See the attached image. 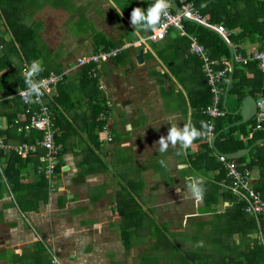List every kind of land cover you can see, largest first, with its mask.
I'll use <instances>...</instances> for the list:
<instances>
[{"label":"crops","instance_id":"1","mask_svg":"<svg viewBox=\"0 0 264 264\" xmlns=\"http://www.w3.org/2000/svg\"><path fill=\"white\" fill-rule=\"evenodd\" d=\"M50 2L47 6H53ZM71 3L78 5V9L83 5L92 7L98 3L105 8L109 6V10L101 6L100 9L104 11L101 14L94 11L95 22L108 39L119 45H129L117 57L104 61L99 70V87L104 101H109L108 129L114 139L110 142L99 140L97 128L88 139L85 112L90 116L92 112L87 101L85 107L82 105V109L74 110L80 105L77 103L71 110L73 116L69 117L77 130H68L69 138L63 141L54 188L49 185L48 195L40 201L38 208L23 209L12 188L8 190L4 183V186H0V264H51L52 251L60 256L64 264H137L141 260L142 255L139 254L142 245L140 241L133 243V240L138 239L139 235L145 236V251L155 243L154 236L148 232L142 234L141 226L153 227L151 220L147 217L142 220L144 214H140L143 207L138 203L143 204L142 190L154 192L145 194L155 198L149 204L157 208L158 214L165 213L161 217L172 226L173 222L180 220L184 223L186 216L196 215L198 207L204 205L201 199L193 200L195 197L191 188L198 189L199 184L207 183L212 189L208 182L221 179L219 183L226 189L219 169H206L211 162L196 140L187 149H181L177 144L175 147L170 145L166 153L158 152L156 142L161 135H167L171 127L169 121L177 123L179 127L184 124L198 127V120L193 117L195 109L190 93L184 86L186 83L193 89L194 97L202 93L193 83L195 74H192L190 64L179 54L175 74L157 50L162 48L164 39L139 45L138 42L150 31L142 32L138 28L130 30L128 24L132 26L131 22L127 18V23L122 22L114 1L71 0ZM69 7L68 4L55 8L62 13ZM62 30L58 31L61 35ZM84 34L72 38L67 35V42L70 43H57L56 48L47 46L53 59L59 63L60 71L69 65L74 67L72 72L76 71V56L94 51V34ZM40 35L43 38L42 33ZM260 42L248 44L247 52L259 47ZM61 46L64 49L62 55L57 51ZM141 48H145L144 62L138 63L136 56ZM172 50L171 46H165L163 51L168 57ZM39 62L43 64V59L40 58ZM76 72L71 74L74 83L78 81ZM83 91H76V98L84 95ZM235 111L230 109L231 113L236 114ZM0 125L9 127L7 116H0ZM236 137L244 140V143L250 138L240 130L236 131ZM86 140L89 143L85 144ZM223 142L219 139L221 147L225 146ZM214 143L215 140L209 144L214 146ZM100 146L106 149L101 152ZM178 151L180 155H177ZM102 155L109 163L105 164L106 167L101 162ZM161 159L166 167L159 163ZM22 174L25 183H34L42 178L33 165L27 166ZM260 178V170L253 168V187L260 189L262 194L264 183H259ZM25 193L30 195L32 192L27 190ZM33 193L34 196L35 191ZM161 197L173 199L163 203ZM133 199L138 203H134ZM164 206L169 208L167 213ZM172 214H176L175 217ZM202 216L203 221L212 218L213 214L205 212ZM152 219L157 220L155 217ZM130 244L136 246L130 252L133 253L132 258L129 257Z\"/></svg>","mask_w":264,"mask_h":264},{"label":"trees","instance_id":"2","mask_svg":"<svg viewBox=\"0 0 264 264\" xmlns=\"http://www.w3.org/2000/svg\"><path fill=\"white\" fill-rule=\"evenodd\" d=\"M112 1H114L120 11V19L125 23H127L126 18L130 22V14L134 7H141L146 10L149 5L154 3L152 0ZM192 1L202 15L207 17L210 22L226 26L231 32L229 38L238 52L247 54L246 46L248 44H255L264 38V0ZM42 5L41 0H0L3 15L8 14L11 17V13L20 12L21 20L23 12L32 16ZM38 22H30L28 20L26 22L28 26H24L19 21H12V29L9 28L13 34V37L9 40L10 46L7 44L8 40L0 35V53L2 52L0 54V116H7L10 125L8 129L1 131V136L5 137L7 141L19 144H33L43 134L35 132L33 135L26 136L19 134L14 128V119L26 109V105L17 93L20 87H27V85L21 75L22 67L18 69L15 66L8 69L12 63L10 56L20 58L23 64L26 61L33 62L42 58V67L44 69L42 74H47L51 70L60 71L59 63L53 59L52 52L48 49V45L40 35L43 22L40 23V26L35 27V24ZM183 24L188 33L193 32L198 36L199 41L209 50L211 58H231V52L227 43L217 32L190 20H183ZM128 28L130 30L134 29L129 24ZM140 31L144 32L141 29ZM164 40L162 48H158L157 50L166 64L170 65V69L176 74L175 68L178 65L179 54H181L182 59L190 64L192 74H195L193 83L201 90V95L194 97L195 93L193 89L188 87L186 83H184V86L190 93L191 104L195 109L193 117L198 120V123H196L198 127L196 126V128L201 129L200 122H208V115L204 113V108L210 103L212 97L207 84V76L202 68V61L197 55L190 52V38L181 35L177 29L171 28ZM123 43L122 41L121 44ZM118 45L119 43L108 39L103 33H98L94 35V51L88 54L97 53L100 50L110 51ZM165 46L173 48L172 53L168 57L165 55V51H163ZM115 57L117 56H112L110 59ZM103 62H101V65ZM97 65L98 63L92 60L78 67L77 72L71 71L65 76L64 81H67L66 83L63 81L59 85V94L55 96L52 103V107L56 110V123L59 128L57 140L59 143L63 144V141L69 138L68 130H77V126L69 117L73 116L71 115L72 108L77 103H81L82 100L88 102V107L92 112V115L85 119L88 139H90V135L94 132L95 128L99 131V140L103 138L102 130L105 121L100 119L99 114L103 109L105 98L102 96L100 87L99 90L97 89L99 86V73L94 76L92 71ZM74 72L78 73V81L75 83L71 80V74ZM229 75L230 73L228 77ZM227 81L228 78L225 86H227ZM81 89L82 91L84 89V95L76 98V91ZM248 93L256 97L264 96V73L259 69L258 63L255 60L250 61L248 64L235 63L234 79L228 93L227 113L225 116L215 119L216 134H218L214 140L215 145L227 153L235 152L245 146H253L247 155L235 159V161L241 164L243 168L247 167L251 170L258 168L261 173L259 182L261 184L264 183V144L262 142L256 144V142L259 139H264V129L255 130L256 120L254 117L245 123L225 129L226 126L242 119L241 114L231 113L230 109L237 110ZM234 97H236L235 102L233 101ZM237 130H240L246 136H249V132L253 131V136L244 143V140L236 137ZM219 139L224 141V147H221V143H218ZM196 141L204 148V154L211 162L206 169H219L220 178L225 179V186L232 184V179L228 177V169L218 159L213 145H210L206 138L196 139ZM46 153L47 150L43 147H39L28 156H23L14 151L7 153L2 151L0 153V162L3 166L5 165L7 179L20 206L25 210L38 208L40 201L46 199L48 195L49 182L43 174H40L42 178L34 183L23 182L24 175L22 174L27 166L38 165L40 158ZM248 159L249 161H247ZM244 162H246L245 165L243 164ZM220 180L208 182V185L211 184L212 189L207 186V183H201L197 186L198 189L203 190V197L199 199L204 202V205L202 206L203 209L201 207L200 210L213 214L212 218L197 222L200 232L194 235L199 242L197 247L200 245L199 251H192L188 248L186 250L192 252H186L185 247H188L189 244H178V241H173L163 230L159 231L160 233L155 237V243L149 245L146 251L150 250L152 252L153 247L161 248L165 245L168 246L167 248L170 250L169 256H172L168 259L165 258V261L170 260V264H226L229 260H233L231 264H264V235L263 237L261 236V233L264 234V214H259L256 217L249 213L246 210L245 199L239 194L234 193L231 189H225L221 186ZM0 186H4L1 181ZM27 190L32 193L27 195L25 193ZM33 191H35L34 196ZM263 192L264 189L262 190V197L264 198ZM133 202L138 203L134 199ZM191 216L190 219L195 218V215ZM145 219L146 217L143 216L142 220ZM150 220L151 222L153 221V227L141 226L142 234L148 232L154 236L153 229L157 225H155L154 219L150 218ZM160 259L162 258L157 257V260Z\"/></svg>","mask_w":264,"mask_h":264},{"label":"built area","instance_id":"3","mask_svg":"<svg viewBox=\"0 0 264 264\" xmlns=\"http://www.w3.org/2000/svg\"><path fill=\"white\" fill-rule=\"evenodd\" d=\"M154 2V0H152ZM181 10L188 17L197 18L208 25V27H215L218 32L223 34L231 43L229 38L230 31L223 24H216L210 22L207 17L203 16L200 10L196 7L192 0H177ZM170 8L168 16L163 18L160 25L157 26L155 31H151L143 36L139 45L150 41L158 42L166 38L171 28L177 29L181 35L190 38V52L197 55L202 61V68L207 76V84L210 88L212 97L210 103L204 108V113L208 115V122L214 123L212 132L206 137L208 143L213 144L216 134L215 119L225 116L227 111L223 106V97L226 91L225 82L230 73L232 60L229 57H221L219 59L211 58L209 50L204 44L199 41L198 36L191 32L188 33L184 28L183 16L175 10L172 0H170ZM129 45H119L110 51L100 50L97 53L78 56L74 60V66L80 67L92 60L98 63L96 68H93V74L96 76L99 73L101 62L109 60L112 56L119 55ZM255 60L258 63L259 69L264 73V38L261 40L259 47L254 48L252 51L244 54L235 49L234 61L248 64L250 61ZM39 62V60H37ZM32 62H24L21 68V75L25 81V73L29 69ZM73 66H66L61 71L51 70L47 74L40 72L34 77L36 81H43L44 87L41 89L43 95L38 99L33 96L29 99L26 95H20L26 91L27 87H20L17 95L21 97L26 105L25 111L14 119V128L17 132L29 133L33 129L44 131V139L41 141L48 152L40 158V163L36 166L38 173L43 174L48 180L49 185L54 188V175L57 170L59 161L57 156L62 153V145L55 142L56 128L54 123V115L56 110L52 107L55 96H57V89L61 82L65 80V76L73 70ZM109 101H105L103 109L100 111L99 117L105 121L103 126V141H112L113 135L108 129V122L110 120V112L108 109ZM257 113L256 126L257 129H264V96L257 99ZM10 126V125H9ZM8 126L0 125V153L11 152L13 150L26 155L30 150L35 151V145L26 143L17 145L16 142L7 141L5 137L1 136V131L8 129ZM253 136V131L250 132L249 137ZM40 143V142H39ZM218 158L228 169V177L232 179V184L226 185V188L231 189L234 193L239 194L246 201V210L258 217L259 214H264V198L262 194L253 187L252 184V170L250 168H243L235 159L227 157L225 154H218ZM1 159V158H0ZM60 165V164H59ZM63 166H60L62 168ZM68 167V166H67ZM0 181L5 184L8 190L11 191V185L5 173V167L0 162ZM263 233L261 236L263 237ZM56 259L58 264H64L58 254L51 252V264L53 259Z\"/></svg>","mask_w":264,"mask_h":264},{"label":"rangeland","instance_id":"4","mask_svg":"<svg viewBox=\"0 0 264 264\" xmlns=\"http://www.w3.org/2000/svg\"><path fill=\"white\" fill-rule=\"evenodd\" d=\"M41 1L43 3L41 8L38 11H35L34 14H32V16L31 15L29 16V14L23 12L22 13V20H21L20 12L11 13V17H9L8 14H5L7 16L2 14L3 8L1 9V7H0V35L5 37V39L8 40V42H7L8 46L11 45L9 43V40L11 39V37H13V34H12L11 30L9 29V28H11V25H13L12 21H15V22L19 21V22L23 23L24 26H28L26 24V22L28 20L30 22L39 21L38 23L35 24V27L40 26V23L43 22V28L41 30L43 40L46 41V44L49 45V47L53 46L51 48H56L55 46L57 45V43H60V42H62L63 44L70 43V42H67V35L69 36V38H72L75 35L81 37L82 35H85L84 33H89V32L93 33L94 35H97L98 33H103L105 35L104 30H102L98 27L97 23L95 22V20L93 18V16H94L93 13L98 12L99 14H101L104 12L102 9H100L101 6H103L102 3H98L97 5H94L92 7L87 6V5H83L82 7H80L78 9V7H77L78 5L72 4L71 0H51L52 2H50V0H41ZM49 2L53 6H47V3H49ZM68 4L70 5V7H69L70 9H66L67 12L62 11V13H61L60 10H57L59 5L66 6ZM55 7H57V8H55ZM103 8L107 9V10L110 9L109 6L106 8L103 6ZM8 25H9V27H8ZM62 29H64V31ZM60 30H62L63 36L58 32ZM63 50H64L63 46H61L57 51L60 55H62L64 52ZM0 54H2V52ZM10 58H11L12 63L10 64L9 67L13 68L16 66L18 69H20L22 67L23 61L20 58H15V56H12V55L10 56ZM97 89L99 90V86L97 87ZM85 101L86 100H84V101L82 100L80 105L76 106L74 108V110L82 109V105H83V107H85L84 106V104L86 103ZM51 103H53V102H51ZM85 113H86V118H89L90 117L89 113L88 112H85ZM84 143L85 144L89 143V140H86ZM262 143L264 144V141ZM105 149H106L105 146L104 147L100 146L101 152H103ZM101 162H103V165L105 167H106V165H109L108 161H106V159L103 155L101 158ZM125 193H127V192H125ZM153 193L154 192H150V191L149 192H143V190H142L141 200L143 201V204L138 203V205L143 207L144 213L142 211H140V214H142V215L144 214V216L147 217L148 220H150L151 217L152 218L155 217L157 219L154 221L155 225H157L156 228L153 229V233L155 234L154 237H157L158 233H160L159 231L163 230L166 233V235L169 238H171L173 241H178V244H185V243L189 244L188 247H185L186 252L190 253L192 251H199L200 245L197 247V244L199 242H198L197 237L195 238L194 234H199L200 231L198 229L199 226H198L197 222L202 221V218H203L202 215L205 212H202L200 210V208L198 207L199 211L195 215L194 219L189 221V219L192 216L188 215V216H186V221L184 220V223L180 220V221H177L176 223L173 222V224L171 226L169 222L165 221L164 218L161 217L165 213H159L158 214L157 208H155L149 204V202H153L155 200V198H153L154 196L148 197L145 194L149 195V194H153ZM172 199L173 198H170V197H164V198L161 197L160 198L161 201H164L163 203L170 202ZM178 199L179 198H177L176 201ZM194 199L196 201V198H193V200ZM136 208H137V210L140 209V207H136ZM165 208H166L165 212L167 213L169 208L168 207H165ZM202 209H203V207H202ZM167 215L170 216L171 214H167ZM175 215L176 214H172V216H174V217H175ZM172 219H174V218L172 217ZM188 229H190V230H188ZM147 230H149V229L147 228ZM188 232H191V233H188ZM137 241H140V243L142 245V251L139 254L140 256L142 255L141 260L137 264H166V263L170 264V260L165 261V258L168 259L172 256V255L169 256L170 250L167 248L168 246L165 245L161 248L153 247L152 252H150V250L149 251L147 250L146 252H144L145 251L144 237L138 236V239L133 240V243L137 242ZM135 247L136 246L134 244H130V248H129V257L130 258L133 257V253H130V252L132 250H134ZM188 248H190V250H192V251L186 250ZM171 250H173V249L171 248ZM157 257L162 258V259L157 260Z\"/></svg>","mask_w":264,"mask_h":264},{"label":"clouds","instance_id":"5","mask_svg":"<svg viewBox=\"0 0 264 264\" xmlns=\"http://www.w3.org/2000/svg\"><path fill=\"white\" fill-rule=\"evenodd\" d=\"M170 6V0H154V3L149 5L146 10L141 7H134L130 14V22L135 30L140 28L145 32L155 31L157 26L160 25L162 19L168 16ZM43 70L40 62H32L25 73V84L27 85L26 91L20 93V95H26L29 99L33 96L38 99L43 95L41 89L44 87V82L36 81L34 79V77ZM169 122L171 123V127L168 129L167 135H161L156 142V144L159 145L158 152L160 154L166 153L170 145L175 147L179 144L181 149H187L192 145L194 140L206 138L214 128V123L205 121L200 122L201 129H197L191 124H184L183 127H179L177 123L174 124L171 121ZM180 154L181 152L178 151L177 155ZM159 163L161 166L166 167L163 159H161ZM191 191L195 198H201L203 192L202 189L191 188ZM53 264H58L55 258L53 259Z\"/></svg>","mask_w":264,"mask_h":264},{"label":"water","instance_id":"6","mask_svg":"<svg viewBox=\"0 0 264 264\" xmlns=\"http://www.w3.org/2000/svg\"><path fill=\"white\" fill-rule=\"evenodd\" d=\"M175 10L177 12H179L183 18L185 20H190L192 22L198 23L200 25L206 26L208 27V25L206 23H204L203 21L197 19V18H192V17H188L186 14H184V12L181 10L177 0H172ZM212 30H214L215 32H217L221 38L227 43L230 52H231V60H232V66L230 69V75L228 77V81H227V86H226V93H225V99H224V107L226 109H228L227 107V98H228V93H229V89H230V85L234 79V72H235V61H234V56H235V47L233 45V43H231L223 34H221L220 32H218V30L215 27H208ZM144 53H145V48H141L139 50V53L137 54L136 58L138 60V63H142L144 62ZM257 98L254 95L248 94L245 96V98L242 100L240 107L235 111L236 114L241 113V115L243 116V119L232 124V126L236 125V124H241V123H245L249 120H251L257 113ZM229 128V126L227 127ZM264 139H260L256 142V144L263 142ZM216 150V152L218 154H225L227 157L231 158V159H238L243 157L244 155H246L248 152L251 151V149L253 148V146H249V147H245V148H241L235 152H231V153H223L221 152L219 149L216 148L215 143L213 146ZM233 262V260H229L227 262V264H231Z\"/></svg>","mask_w":264,"mask_h":264},{"label":"bare ground","instance_id":"7","mask_svg":"<svg viewBox=\"0 0 264 264\" xmlns=\"http://www.w3.org/2000/svg\"><path fill=\"white\" fill-rule=\"evenodd\" d=\"M54 123H55V128H56V134H55V142L57 143V144H59V145H62V150H63V144L62 143H59L58 142V140H57V135H58V132H59V128H58V126H57V123H56V116L54 115ZM35 132H41L42 134H43V136L41 137V138H38L37 140H36V142L35 143H33V144H29V143H26V144H29V145H35L36 146V150L39 148V147H43V148H45L46 150H47V152H48V149L43 145V144H41V141H43V139H44V131L43 130H39V129H33V130H31L29 133H26V132H19V134H24V135H26V136H30V135H33ZM40 142V143H39ZM17 145H20L19 143H16ZM35 150V151H36ZM14 152H16V153H19V152H17V151H15V150H13ZM12 152V151H11ZM32 152H34V151H32V150H30L26 155H24V154H22V153H19V154H21V155H23V156H28L30 153H32ZM59 157H60V155L59 156H57V159H59ZM57 171H58V166H57V170H56V173H57ZM56 173H55V175H56ZM55 175H54V177H55Z\"/></svg>","mask_w":264,"mask_h":264}]
</instances>
